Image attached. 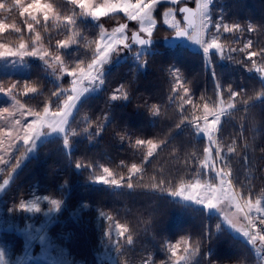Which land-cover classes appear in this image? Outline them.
Returning a JSON list of instances; mask_svg holds the SVG:
<instances>
[{
	"label": "trees",
	"instance_id": "trees-1",
	"mask_svg": "<svg viewBox=\"0 0 264 264\" xmlns=\"http://www.w3.org/2000/svg\"><path fill=\"white\" fill-rule=\"evenodd\" d=\"M56 2L63 16L73 14L72 3ZM259 3L261 8L257 6ZM83 11L76 8L72 19L75 23L62 19L65 22L52 21L37 27L51 50L62 51L71 69L77 65L87 68L96 56L103 30L100 22L82 16ZM118 13L121 22H126L124 15ZM263 14L264 0H222L213 11V18L215 25L235 23L234 26L243 27L223 35L227 42H238V46L247 36L244 25L250 20L258 23L252 38L261 52ZM215 25L210 33H217ZM222 32L221 27L219 34ZM70 37L76 42L69 48L61 47L65 44L62 41ZM237 37L241 39L236 41ZM154 47L159 50L144 54L138 61L129 55L126 60L107 67L104 87L85 100L89 102L87 106L93 107L88 108L92 117L90 130L81 131L77 137L73 134L69 149L60 146V139L42 145L37 156L14 180L12 194L18 203L28 198L35 183L40 181L48 196L65 199L49 232L72 229L71 239L77 240L74 250L86 263H97L95 251L103 248L98 244L103 242L110 222L115 220L124 225L127 234L119 240L117 248L121 251L117 253L116 248L115 252L120 263L141 264L148 260L159 264L170 259L169 240L181 235L194 238L193 234L198 232L199 245L204 250L202 264H256L248 247L218 215L182 203L170 193L203 173L198 159L203 156L204 143L196 137L191 123L205 116V104L217 110L219 101L225 105L233 101L234 105L224 109L218 132L234 185L249 199H256L264 192V85L248 71L251 67L244 69L233 63L214 62L213 77L200 50L183 44L167 48L164 42L148 48ZM136 48L139 47L131 43L129 50ZM235 59L238 60L237 55ZM42 67L34 62L31 77L38 82L39 92L26 99L36 111H42L53 100V91L60 93L72 86L71 76L61 78L54 74L60 82L56 84L47 79ZM240 80L252 81L251 88ZM243 88L245 92L232 99L230 92L234 89L242 92ZM114 95L116 100H112ZM64 99L62 95L57 103L62 106ZM137 140L145 143L138 145ZM148 140L156 145L151 156ZM230 148L234 151L229 153ZM133 165L138 171H130ZM105 167L118 185L90 180ZM128 183H132L131 189ZM83 202H88L89 207L80 219L73 211ZM98 209L106 212V220L98 218Z\"/></svg>",
	"mask_w": 264,
	"mask_h": 264
},
{
	"label": "rangeland",
	"instance_id": "rangeland-1",
	"mask_svg": "<svg viewBox=\"0 0 264 264\" xmlns=\"http://www.w3.org/2000/svg\"><path fill=\"white\" fill-rule=\"evenodd\" d=\"M66 1L69 2V0ZM132 2L134 3L135 0H132ZM205 2L206 0H200L201 5ZM220 2H222V0H213L212 4L209 5L207 15L210 18L211 23L207 29L202 28L201 12L198 10V24L194 32L191 34L192 39L188 38L183 45L193 50L201 51V56H203L207 67L211 68L210 70L213 77L215 67L214 62H218L221 65L233 63L244 69L245 66L248 68L251 67L248 71L253 75H256L264 85V71H261V69H264V55L258 54L251 59L248 58L249 53L252 51H256L257 53L264 52V49H262L261 52L257 49L255 41L252 38L253 33L257 32L258 23L250 20L244 25L247 30V36L244 37L243 34H239L240 37L245 38L240 42V46L237 45L239 44L238 42L232 44L227 42L223 37V35L226 34L224 32L221 34H219V32L210 33L211 28L215 25L213 11H215ZM31 3H33V0H21V4L18 6L19 0H0V45H4L3 48H0V52L8 50L17 53L15 56H0V89H3V91H0V185H3L4 180L8 181L7 185H4L3 190L0 191V264H92L86 263L85 259L78 256V253H76L77 250H74L77 240L71 239L72 229L70 231L64 229V232L60 230V228L54 229L53 232H49L53 223L57 220V215L60 213L65 199L62 200L61 208L58 212L49 211L53 207L49 201L52 199H60L55 195L48 196L45 193L46 189L43 188L44 186L41 185L40 181H37L35 187L31 191V195L28 198L19 200L17 203V200L12 194V185L17 176L23 171L25 166H27L28 162L37 156L38 150L42 145L52 140L60 139V146L63 147L64 139L67 137L68 146L64 147L69 149V145L70 147L72 145L71 136L73 134L77 137L81 131H85V129L90 130L89 126L91 125L92 117L89 114L90 112L88 108L93 107L87 106L89 102H86L85 100L88 99L89 96L96 95L102 90L106 80L107 67L115 62L119 63L126 60L129 55H132V57L135 58V61H138L144 54L153 53L159 49L156 47H139L133 51L129 50L132 43L131 37L133 32L140 31L139 19L131 21L123 12L121 13L124 15L126 22H121L122 19L120 17L122 16L119 15L118 12H109L107 15L93 19L91 16L87 15L84 10L82 16L88 17L89 19L91 18L102 24L103 33L105 35L103 39L101 37L99 38L98 45L103 47L104 45L111 43L116 51L110 53L107 63L103 64L100 69V78L104 81L103 84H101L99 80L94 84H87L85 81L88 91L80 97L76 102L75 107L71 110L72 114L68 117V123L64 125V131L54 132L48 127V123L53 121L54 118L52 117V113L60 106V102L57 103L59 97L54 95L53 100L47 104V107L49 108V113L47 115H45L44 109L42 111L37 110L38 112L33 110L31 106H29L30 102L26 100L30 96L39 92V90L35 93L27 91L28 87L36 88L38 85V82L35 83L34 79L31 77L34 69V62H39L40 66H43L44 74L48 75L47 79H51V81L56 84H59L60 82L57 80L58 78H54V74L61 75V78L68 76L66 71L60 70L61 62L63 63V67L68 71L72 69L66 56L62 55V51L59 50L57 52L50 49L49 44L45 43L43 37L39 34L37 27L45 23L49 24V22L52 21L58 23L63 21L62 19H67L66 22L69 21V18L72 20L74 16L73 14L76 15V8H79V6L73 4V14H66L63 16V11L60 9L56 0H41L42 5L50 6L46 13L41 9L39 11L30 10L31 14L24 13L21 15L20 13L23 8ZM91 3L96 6H101L103 5L104 0H91ZM256 3H258V1H256ZM183 4H188L196 8V0H177V3L175 4L172 3V0H159L156 6L152 9V19L155 21V24L152 26V35L150 38L155 39V44L160 45L164 42L166 36H170L177 31V28L173 27V25H178L180 29L184 27L182 15L179 12L180 6ZM257 6L261 8L260 3L257 4ZM165 13L169 14L166 16ZM45 14L48 16L47 21L44 20ZM32 17H35V19ZM29 24L32 26L31 29L28 27ZM121 24L127 25L123 34L115 33V35H113L114 30ZM234 24L230 23L227 25L232 27ZM144 26L148 27V21L144 22ZM242 28L243 27H239L238 30H241ZM17 29H19V31H17ZM141 34L148 37L145 32H141ZM122 35L127 37L126 41L121 39ZM37 36H39V40H37ZM214 36L218 37V43L222 45V52H217L213 49L210 50V53L207 56H205L203 48L195 43V40L204 39L211 41ZM239 39L241 38L237 37L236 41ZM249 41H251L250 47L245 48V45H248ZM62 42L67 44L66 47L69 48L76 42V40L73 41V38L70 37ZM124 43L129 45L127 49L123 47ZM21 44L25 45L24 49L20 48ZM33 51L36 53L35 55L25 54ZM45 52L47 55H44ZM236 55L238 60L235 59ZM56 56L60 57V61L55 59ZM41 57H43V59ZM233 58L235 61L231 60ZM80 68L87 69L83 66H80ZM71 79L73 80V77H71ZM242 79H244L243 76ZM240 81L250 84L251 88L252 81ZM13 84L16 85L15 88H12ZM72 88L73 84L69 89L60 92V97L63 95L66 99ZM9 89L11 90L9 91ZM233 92L239 94L244 93L245 90L243 88L241 92L240 90L237 91L234 89L230 92L231 96ZM53 93L56 92L53 91ZM262 95L264 96V91ZM218 96L221 98L220 91H218ZM237 96L238 95L234 98ZM62 104L63 102L61 105ZM229 104L233 105V101ZM229 104L225 105V103L219 101L217 111H219L220 108L225 109L226 107H229ZM209 109L212 108L209 107ZM224 113L225 112H223V114ZM223 114L221 115V119ZM204 115H206L205 112ZM204 118L205 116L200 120L191 123L195 128L196 137L198 139L202 138L204 143L203 156L201 157V160L198 159L201 163V170L203 173H201V175L192 183L182 185L187 189L184 194L192 195L196 198H206L208 195V185L211 184L214 187L219 188L220 181L215 173L222 172L227 174L226 180L231 184V191L239 193L240 198L234 200L224 199L217 205V208L209 209L202 204L195 203L194 201H185L182 197L172 196L174 199L187 205H192L197 209H205L210 215H218V217L222 219L224 225L238 236V238H240L248 247V250L250 251L249 254L253 256L255 263L264 264V261L252 248L249 242V237L251 235L250 230L247 227V225H250V220L260 221L261 214L256 212L255 209L248 212L247 208L244 207L248 201L255 204L256 200H260L261 207H264V192L260 193L256 199H249L245 198L246 196L243 195V192L236 189L232 180L231 168L228 164V159H226V152L223 150L222 145L218 140L221 120L213 132L214 142L210 143L207 137L197 132L195 127L196 124L203 127ZM207 118L208 121L211 122L212 116L208 115ZM41 119L45 122L43 127H40L39 125ZM17 121H19V123H17ZM28 125H33L36 132L41 133L38 138H35V133H32L35 138L32 145L31 141L29 145L23 143L24 132L28 128ZM105 125H107L106 121ZM29 148L30 150H28ZM206 148L210 149L211 152L210 162L207 165L205 164ZM217 149H219L220 152L219 156H217ZM103 169L104 168H102V172H100L99 175L92 176L90 180L100 181V178H104V180L108 182L102 183L113 186L111 180L114 179V175L112 174L111 176H108L103 172ZM197 185H199V187H196ZM45 197H47V199H45ZM21 203L28 206L32 203H37L41 211L39 213L35 211H25L21 209ZM237 204L240 205L239 208L237 207ZM88 207V202H83L77 210L73 211V213L80 216L79 218L81 219L84 209ZM219 209H222V211ZM97 216L99 219L106 220V212L104 210L98 209ZM77 225L80 226L79 224ZM117 225H119V227H117ZM55 231H58L57 235L55 234ZM245 232H248L249 236H245ZM193 235L194 238L192 235H181L175 240H169L168 249L170 259L162 261L159 264H200V259L202 264V259L204 257L203 245H199L198 232H195ZM126 236L127 234L124 232V225L118 221L112 220L102 237L103 242L98 244L99 247L100 245H103V248L98 252L95 251V260H97L96 264H129L126 262H118V257L115 253L116 248L119 245V240L122 238L124 239ZM130 240H132V238H130ZM119 251H121V249L117 248V253ZM173 252H175V255H173ZM141 264L153 263L146 260Z\"/></svg>",
	"mask_w": 264,
	"mask_h": 264
},
{
	"label": "snow or ice",
	"instance_id": "snow-or-ice-1",
	"mask_svg": "<svg viewBox=\"0 0 264 264\" xmlns=\"http://www.w3.org/2000/svg\"><path fill=\"white\" fill-rule=\"evenodd\" d=\"M70 3L76 4L79 6L80 9L85 10L86 14L91 16L93 19H96L100 16L107 15L109 12L111 13H117V12H123L125 16L131 20V21H136L137 19L140 20V31L145 32L148 37H151L152 35V26L155 24V21L152 19V9L156 6V4L159 2V0H135L133 3L132 0H104L103 5L101 6H96L91 3V0H69ZM213 0H206V2L201 5L200 0H196V8L201 12V21H202V28L207 29L209 27V24L211 23L210 18L207 15V10L209 8V5H211ZM172 3L175 4L177 3V0H172ZM21 4V0H19L18 6ZM48 7L50 6H44L41 4V0H33V3L29 4L27 7H24L22 12L20 13L23 15L24 13H29L31 14L30 10H41L43 9L45 13L48 10ZM179 12L182 14H185V20H188V14L192 13V9L188 7H181L179 9ZM169 13H165L167 16ZM35 19V17H32ZM44 20H48L47 14L44 15ZM148 21V27L144 26V22ZM69 23H75V21L71 20L69 18ZM29 29H31V24L28 25ZM127 25L121 24L118 28L114 30L113 35L115 33H121L123 34L125 28ZM173 27L177 28L176 31V36L178 37H187L189 39H192L191 35L188 33L187 30H182L179 28L178 25H173ZM222 30L224 33L232 32L235 29H239V25H235L234 27H230L227 24L221 25L217 23L215 25V29L217 32ZM5 28V27H4ZM251 30V29H249ZM19 31V29H17ZM104 33L103 30L101 29V38H104ZM122 40H127V37L121 36ZM132 42L134 44H138L141 46L147 45L151 43L150 39H144L141 38L139 34L136 32H133L132 34ZM37 40H39V36H37ZM195 43L199 44L205 53V56H207L210 53V50H216L217 52H222V45L218 43V37H213L211 41H207L204 39H197L195 40ZM251 41H249L248 45H245V48L250 47ZM4 45H0V48H3ZM61 47H66V44H62ZM123 47L127 49L129 45L127 43L123 44ZM21 49L25 48L24 44L20 45ZM116 51L115 47L113 44L109 43L107 45H104L103 47L97 46V55L91 60V63L87 65V69L80 68L78 65L76 68L68 71L63 67V63L61 62V71H66L67 75L73 77L72 84L73 88L71 89V92L67 95L66 99H64L62 106L58 107L55 112L52 113V117L54 118L52 122L48 123V127L51 128L52 131H64V125L68 123V117L71 116V110L75 107L76 102L80 99V97L88 91V87L85 85V81L87 84H94L97 80L101 84H103V80L100 78L101 77V67L103 64L107 63V59L110 55L111 52ZM17 53L14 51H8L6 50L5 52H0V56L3 55H9V56H15ZM27 55H35L36 53L33 52H28L25 53ZM258 54L264 55V52L257 53L256 51H252L249 53L248 58L251 59L254 56H257ZM44 55H47L45 52ZM43 59V57H41ZM55 59L57 61H60V57L56 56ZM261 71H264V69H261ZM16 85L13 84L12 88H15ZM11 89H9L10 91ZM0 91H3V89H0ZM27 91L35 93L37 89L35 87H28ZM186 91V90H185ZM56 97L60 98V93H53ZM238 95V93L233 92L232 96L235 97ZM116 96H112V100H116ZM59 101V100H58ZM188 103H191V101H187ZM234 105L229 104V107H233ZM204 110H205V118H204V126L201 127L199 124H196L195 127L197 129L198 133L203 134L205 137H207L208 141L210 143L214 142L213 141V132L216 128V126L220 123L221 120V115L224 112L223 108H220L219 111H217L215 108L209 109V106L207 104L204 105ZM44 113L47 115L49 113V108L45 107L44 108ZM211 115L212 120L211 122L208 121L207 116ZM19 123V121H17ZM44 120L41 119L39 121L40 127L44 126ZM87 131V129H85ZM32 133H35V138H38L41 133L36 132L35 128L33 125H28V128L24 132L23 136V143L25 145H29L31 141V145L33 141L35 140L34 136ZM123 139V137H121ZM144 140H137L136 144H144ZM147 144L150 145V149L148 152V155H152V148H155L156 145L153 144L151 140L147 141ZM64 146H68V139L65 137L64 139ZM30 150V148L28 149ZM229 151H234L233 148H230ZM210 149H205V164L207 165L210 162ZM220 155L219 149H217V156ZM77 168H81L80 164H76ZM132 172L138 171L135 165L132 166L131 170ZM103 172L106 173L108 176H111L112 173L109 171L107 167L103 169ZM215 175L219 178L220 181V186L219 188L214 187L213 185H208V195L207 197H200L196 198L192 195H185L184 193L187 191L185 187H181L175 192H171L170 195L176 196V197H182L185 201H194L197 204H202L205 207L212 209V208H217V205L221 203L224 199L228 200H234L240 198L239 193H235L231 191V184L227 182L226 180V173L222 172H216ZM122 179V178H121ZM100 182L107 183L108 181L104 180V178H100ZM8 181L4 180L3 185H0V191L3 190V186L7 185ZM111 183L113 185H118L119 182L117 180H111ZM127 187L131 189L133 187L132 183H128ZM196 187H199L197 185ZM47 199V197H45ZM215 201V202H214ZM49 203L53 206L52 209L49 211H56L58 212L61 208V203L62 201L57 200V199H52L49 201ZM21 209L32 212L35 211L39 213L41 211L39 205L37 203H32L30 206L25 205L24 203H21L20 205ZM237 207L239 208L240 205L237 204ZM248 210V212H251L253 209H255L256 212L261 214V219L260 223L264 224V207H261V201L256 200L255 204H253L251 201H248L245 206ZM222 211V209H219ZM243 210V209H241ZM111 219V217H109ZM119 227V225H117ZM245 236H249L248 232L244 233ZM261 241H264V235L259 237ZM257 239V236L255 234L251 235L249 237V242H255ZM173 255H175V252H173Z\"/></svg>",
	"mask_w": 264,
	"mask_h": 264
},
{
	"label": "water",
	"instance_id": "water-1",
	"mask_svg": "<svg viewBox=\"0 0 264 264\" xmlns=\"http://www.w3.org/2000/svg\"><path fill=\"white\" fill-rule=\"evenodd\" d=\"M182 7H188L190 9H192V13L188 14V20L187 21L185 20V14L180 13V14L183 15V22H184V27L181 28V29L182 30H187L188 33L191 35L194 32V30H195V28L197 26V15H198V12H197L196 8H194V7H192V6L188 5V4L187 5L185 4ZM136 33L139 34L141 38L150 39L151 40L150 44H147V45H144V46L135 44L138 47H146V48H148V47H152V46L155 45V40L154 39L149 38V37H145L140 32H136ZM187 39H188L187 37H178V36H176V32H175L173 35H171L169 37H166L164 39V45L167 48H176L179 45H181L183 42H185Z\"/></svg>",
	"mask_w": 264,
	"mask_h": 264
},
{
	"label": "built area",
	"instance_id": "built-area-1",
	"mask_svg": "<svg viewBox=\"0 0 264 264\" xmlns=\"http://www.w3.org/2000/svg\"><path fill=\"white\" fill-rule=\"evenodd\" d=\"M252 228H255L257 232H260L262 235H264V224H261L260 222H256L254 225L250 223ZM254 247L262 254L264 259V248H261L256 243L253 242Z\"/></svg>",
	"mask_w": 264,
	"mask_h": 264
}]
</instances>
